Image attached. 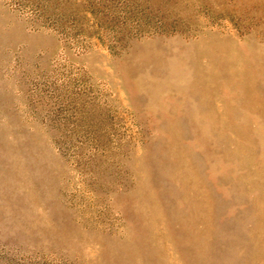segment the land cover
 <instances>
[{"label":"rangeland","instance_id":"rangeland-1","mask_svg":"<svg viewBox=\"0 0 264 264\" xmlns=\"http://www.w3.org/2000/svg\"><path fill=\"white\" fill-rule=\"evenodd\" d=\"M0 264H264V0H0Z\"/></svg>","mask_w":264,"mask_h":264}]
</instances>
